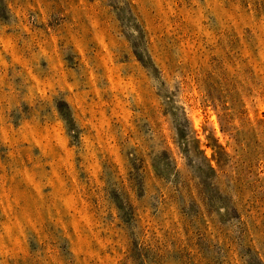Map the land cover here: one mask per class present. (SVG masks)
Instances as JSON below:
<instances>
[{
	"label": "rangeland",
	"instance_id": "obj_1",
	"mask_svg": "<svg viewBox=\"0 0 264 264\" xmlns=\"http://www.w3.org/2000/svg\"><path fill=\"white\" fill-rule=\"evenodd\" d=\"M0 264H264V0H0Z\"/></svg>",
	"mask_w": 264,
	"mask_h": 264
}]
</instances>
